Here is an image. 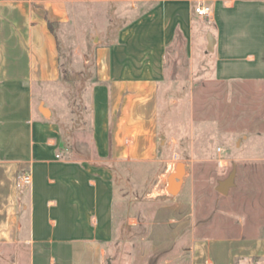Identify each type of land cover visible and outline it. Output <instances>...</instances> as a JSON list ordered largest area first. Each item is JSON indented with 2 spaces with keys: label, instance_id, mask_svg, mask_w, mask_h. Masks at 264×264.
<instances>
[{
  "label": "crops",
  "instance_id": "1",
  "mask_svg": "<svg viewBox=\"0 0 264 264\" xmlns=\"http://www.w3.org/2000/svg\"><path fill=\"white\" fill-rule=\"evenodd\" d=\"M96 2L113 10L123 5L0 0V264H105L115 231L114 167L157 160L173 118L169 108L182 101L165 91L171 49L189 58L203 49L211 54L204 64L211 83L264 86V0H128L112 40L97 52L90 112L95 156L70 157L53 103L42 91L56 88L61 77L58 26L70 23L76 8ZM200 4L211 7L209 16L196 14ZM209 34L216 38L214 51L207 47ZM233 100L226 98L230 108ZM212 118L209 128L216 130ZM217 150L201 163L220 156ZM238 161L258 169L239 180L235 167L225 195L235 189L244 197L263 196L259 219H251L254 210L217 211L209 236L194 242L192 264H264V156ZM26 171L32 183L21 186ZM260 172L262 191L254 184Z\"/></svg>",
  "mask_w": 264,
  "mask_h": 264
},
{
  "label": "rangeland",
  "instance_id": "2",
  "mask_svg": "<svg viewBox=\"0 0 264 264\" xmlns=\"http://www.w3.org/2000/svg\"><path fill=\"white\" fill-rule=\"evenodd\" d=\"M99 2L76 8L73 20L58 26L61 77L56 88L42 91L53 103L65 154L70 157L95 156L90 112L91 86L99 74L97 52L101 44L112 40L128 0H122V7L116 10ZM170 52L165 91L169 98L179 95L182 101L169 108L168 116L173 114V118L160 138L157 160L121 162L114 167L115 231L105 264H192L194 242L209 236V221L217 211L227 207L240 213L254 210L251 219H259L257 208H262L263 196L255 198L250 193L244 197L235 189L225 195L217 188L235 167L239 180L248 170L258 169L238 160L264 156V134L255 135L264 133V86L211 83L204 70V64L211 63V54L203 49L189 58L181 48ZM197 78L202 81L193 84ZM177 80L184 85L179 87ZM226 98H234L233 108ZM227 111L235 116L228 119ZM213 116L220 125L216 130L209 128ZM203 145L208 149H202ZM219 148L220 156L201 163L203 155L210 157ZM179 165L185 168L183 188L171 195L167 182ZM262 180L260 172L254 183L260 191Z\"/></svg>",
  "mask_w": 264,
  "mask_h": 264
},
{
  "label": "water",
  "instance_id": "3",
  "mask_svg": "<svg viewBox=\"0 0 264 264\" xmlns=\"http://www.w3.org/2000/svg\"><path fill=\"white\" fill-rule=\"evenodd\" d=\"M215 44H216V38L213 36V34L208 35V50L214 51L215 50ZM185 176V168L183 165H179L177 167L176 172L172 173L169 176V186L167 188L168 192L171 195H178L181 191V186L183 183V179ZM235 176V172L231 174V176L224 182L220 184V186L217 188V190L223 194L227 193L228 187L233 183V179Z\"/></svg>",
  "mask_w": 264,
  "mask_h": 264
},
{
  "label": "built area",
  "instance_id": "4",
  "mask_svg": "<svg viewBox=\"0 0 264 264\" xmlns=\"http://www.w3.org/2000/svg\"><path fill=\"white\" fill-rule=\"evenodd\" d=\"M211 7L208 5L200 4L195 8V12L199 16L207 17L211 14ZM222 164V161H219ZM32 183L31 173L26 171L20 174L19 176V185L27 186Z\"/></svg>",
  "mask_w": 264,
  "mask_h": 264
},
{
  "label": "trees",
  "instance_id": "5",
  "mask_svg": "<svg viewBox=\"0 0 264 264\" xmlns=\"http://www.w3.org/2000/svg\"><path fill=\"white\" fill-rule=\"evenodd\" d=\"M49 25L51 26V28L53 27L54 23L52 21L49 20Z\"/></svg>",
  "mask_w": 264,
  "mask_h": 264
}]
</instances>
